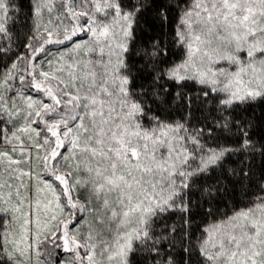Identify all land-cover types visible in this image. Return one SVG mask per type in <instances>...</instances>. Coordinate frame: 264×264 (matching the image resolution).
<instances>
[{
  "label": "snow or ice",
  "instance_id": "snow-or-ice-1",
  "mask_svg": "<svg viewBox=\"0 0 264 264\" xmlns=\"http://www.w3.org/2000/svg\"><path fill=\"white\" fill-rule=\"evenodd\" d=\"M0 264H264V0H0Z\"/></svg>",
  "mask_w": 264,
  "mask_h": 264
}]
</instances>
